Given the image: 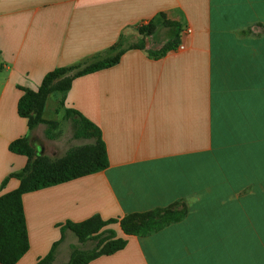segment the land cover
I'll return each mask as SVG.
<instances>
[{
  "label": "crops",
  "instance_id": "1",
  "mask_svg": "<svg viewBox=\"0 0 264 264\" xmlns=\"http://www.w3.org/2000/svg\"><path fill=\"white\" fill-rule=\"evenodd\" d=\"M164 25L158 49L140 44ZM0 59V195L30 164L10 150L31 132L22 88L110 63L65 99L100 128L109 165L23 194L30 247L16 264L45 256L68 221L171 206L187 216L124 232L125 247L88 264H264V0H0Z\"/></svg>",
  "mask_w": 264,
  "mask_h": 264
},
{
  "label": "trees",
  "instance_id": "2",
  "mask_svg": "<svg viewBox=\"0 0 264 264\" xmlns=\"http://www.w3.org/2000/svg\"><path fill=\"white\" fill-rule=\"evenodd\" d=\"M172 46V44L165 45L161 52ZM116 60L113 59L112 63ZM109 64L108 59L94 62L76 72L73 77L69 76V79L59 88L64 92V106L67 92L75 76ZM4 67L5 65L0 59V70ZM70 67H58L47 73L38 91L22 88L24 93L20 98L18 110L21 116L29 119L30 131L38 122L49 125L56 123L44 120L39 115L31 117V112L38 96L46 89L47 85L58 75L66 73ZM65 118L72 123L75 139H89L91 142L87 146L71 149L63 158L48 162L46 167L41 166L36 160L32 162L33 153L28 146L29 136L17 139L10 144L11 151L28 155L30 164L26 170L20 173L22 177L20 187L0 195V262L2 264H16L30 247L23 203L24 193L98 172L106 169L109 165L107 147L100 128L82 113L72 108H65ZM187 213L185 207L171 206L131 213L121 219L103 220L96 215L79 223L68 221L62 226V238L55 242L50 251L39 258L35 264H57V250L64 241L67 230L75 234L79 244L71 245L70 259L60 264H88L103 254H111L125 247L127 240L117 237L114 230L106 228L109 224L119 222L126 234L148 236L172 223L183 220ZM89 244L92 246L89 247Z\"/></svg>",
  "mask_w": 264,
  "mask_h": 264
},
{
  "label": "rangeland",
  "instance_id": "3",
  "mask_svg": "<svg viewBox=\"0 0 264 264\" xmlns=\"http://www.w3.org/2000/svg\"><path fill=\"white\" fill-rule=\"evenodd\" d=\"M154 27L151 30L154 36L152 42L146 41V38L140 40L142 46L153 51L159 48L161 39L167 35L165 25L159 29ZM95 61L96 59L87 60L71 66L66 73L54 78L38 96L31 117L39 115L44 120L55 121L56 123L49 125L38 122L33 127L28 137V146L33 153L32 162L36 160L41 166L46 167L48 162L63 158L71 149L87 146L91 142L89 139H75L73 137L72 123L65 118L64 92L59 88L69 79L70 73L78 72ZM108 228L114 230L117 237H123L125 234L119 223H112ZM71 243L79 244L75 234L69 235L64 242V244ZM91 246L92 244H89V247ZM70 255L71 247L67 246L63 256L57 260V264L68 261Z\"/></svg>",
  "mask_w": 264,
  "mask_h": 264
}]
</instances>
